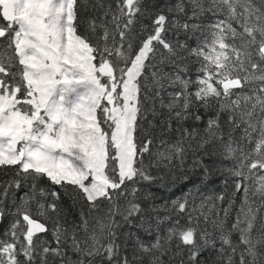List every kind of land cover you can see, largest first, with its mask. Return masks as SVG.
Wrapping results in <instances>:
<instances>
[{
  "label": "snow or ice",
  "instance_id": "snow-or-ice-1",
  "mask_svg": "<svg viewBox=\"0 0 264 264\" xmlns=\"http://www.w3.org/2000/svg\"><path fill=\"white\" fill-rule=\"evenodd\" d=\"M0 171V264H264V0H0Z\"/></svg>",
  "mask_w": 264,
  "mask_h": 264
},
{
  "label": "trees",
  "instance_id": "trees-1",
  "mask_svg": "<svg viewBox=\"0 0 264 264\" xmlns=\"http://www.w3.org/2000/svg\"><path fill=\"white\" fill-rule=\"evenodd\" d=\"M160 2H161V3H164L165 0H160ZM145 23H148V21H145ZM169 35H170V34H169ZM3 178H4V176H3V172L0 171V179H3ZM209 189H210L209 194H211V190H212V189H215L216 192L221 191V190H222V186H221L220 181H219V180L214 181L213 184L209 185ZM229 191H231V189H229ZM163 194L167 195V193H163ZM175 194L178 195L179 193H175ZM7 223H8V221L5 220V221H4V226H5V227L7 226ZM41 238H42V239H49V240H50V239H51V233L49 232L46 236H42Z\"/></svg>",
  "mask_w": 264,
  "mask_h": 264
}]
</instances>
